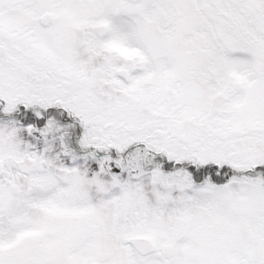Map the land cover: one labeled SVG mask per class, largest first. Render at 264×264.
<instances>
[{"label":"snow or ice","instance_id":"obj_1","mask_svg":"<svg viewBox=\"0 0 264 264\" xmlns=\"http://www.w3.org/2000/svg\"><path fill=\"white\" fill-rule=\"evenodd\" d=\"M0 264H264V0H0Z\"/></svg>","mask_w":264,"mask_h":264}]
</instances>
